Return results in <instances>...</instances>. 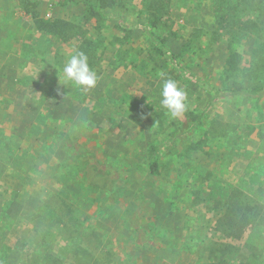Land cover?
Instances as JSON below:
<instances>
[{
	"label": "rangeland",
	"instance_id": "rangeland-1",
	"mask_svg": "<svg viewBox=\"0 0 264 264\" xmlns=\"http://www.w3.org/2000/svg\"><path fill=\"white\" fill-rule=\"evenodd\" d=\"M32 1L0 0V264H264V95L204 88L264 85V33L244 0L223 28L212 0H123L103 16L41 0L40 18L99 44L88 91L61 82L79 43L37 32ZM154 21L188 75L139 27ZM165 79L187 94L175 119L159 103ZM233 192L263 217L238 243L214 231Z\"/></svg>",
	"mask_w": 264,
	"mask_h": 264
},
{
	"label": "trees",
	"instance_id": "trees-1",
	"mask_svg": "<svg viewBox=\"0 0 264 264\" xmlns=\"http://www.w3.org/2000/svg\"><path fill=\"white\" fill-rule=\"evenodd\" d=\"M58 5L65 6L69 3L78 5L84 4L88 9L91 16H103V12L107 9L121 8L124 5L123 0H55ZM179 1V0H178ZM190 2H200L202 0H189ZM231 0H212V10L215 12V18L219 23V27L223 28L222 24L227 20H233L237 15H233L234 12L227 11ZM240 1V0H239ZM41 0H34L32 2H26L29 10H25L27 14L32 18L35 29L37 32L47 35H52L61 41L75 40L79 43L77 50L82 51L88 58V62H96V53L99 44L96 41L89 39L86 36L80 25H77L71 21H65L62 19L44 20L39 17L37 8ZM173 0H163V8H170ZM181 2H184V0ZM248 10H252L250 16H248L247 24L249 29L257 33L259 38L264 33V0H244ZM235 3H239L235 0ZM234 10L238 8L233 5ZM241 20V18H240ZM242 21V20H241ZM237 24V23H236ZM126 29V26H122ZM143 29L149 38L156 44V51L161 56L166 57L173 62L174 67L182 74L188 75V71L181 68L177 63L178 56L174 54L163 42V40L157 37L154 32L158 28V21L147 22L144 25H139ZM233 30V27L231 28ZM264 46V45H263ZM196 84H201L198 79L191 78ZM205 90L215 99L216 97L223 96H242L247 98H258L264 95V85L262 87L247 88L242 85H234L232 88L217 89L211 85H204ZM158 157L156 156L153 162L149 165V173L154 175L157 173ZM262 207L249 200L241 192H233L229 195L225 203L222 205L221 213L215 222L214 231L220 235L225 242H240L249 228L254 225L261 224L263 217L261 214ZM219 251L222 254L233 249L232 244H227L219 247ZM213 255V252L211 251ZM221 260V258H220ZM221 264H228L221 261Z\"/></svg>",
	"mask_w": 264,
	"mask_h": 264
},
{
	"label": "clouds",
	"instance_id": "clouds-1",
	"mask_svg": "<svg viewBox=\"0 0 264 264\" xmlns=\"http://www.w3.org/2000/svg\"><path fill=\"white\" fill-rule=\"evenodd\" d=\"M60 80L62 83L71 84L81 91H88L96 86L98 76L90 68L85 53L74 49L60 69ZM159 95L160 106L167 111L171 118H178L185 113L187 94L175 80L165 79Z\"/></svg>",
	"mask_w": 264,
	"mask_h": 264
}]
</instances>
